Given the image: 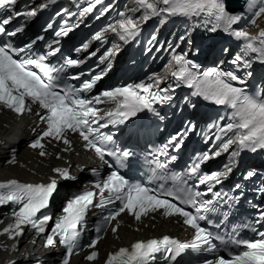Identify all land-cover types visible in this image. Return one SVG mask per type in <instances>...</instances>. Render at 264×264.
Returning <instances> with one entry per match:
<instances>
[{
	"label": "snow or ice",
	"instance_id": "1",
	"mask_svg": "<svg viewBox=\"0 0 264 264\" xmlns=\"http://www.w3.org/2000/svg\"><path fill=\"white\" fill-rule=\"evenodd\" d=\"M15 3L16 0H0V10H8ZM87 3L88 6L83 8L80 15L92 12L102 0H87ZM248 3L257 7L255 0H248ZM134 5L135 7L127 11H120L119 18L109 23L102 31L96 32L93 38L101 40L106 31H111L116 33L120 40L127 41L138 35L140 23L152 16H159L162 20L173 16L200 17L206 25H211L209 31L223 29L243 41L241 54L232 60L234 65L251 67L249 60L245 58H251L253 54L258 62L264 63V29L256 35L243 29H234L233 26L238 24L241 16L230 14L226 9L225 0H134ZM108 10L104 8L101 15ZM138 11L142 12V15L136 18L135 13ZM29 14L35 15L34 12ZM262 15L264 5L258 6V10L254 12L255 18ZM10 21V16L0 17V34L14 36L21 31L20 28L7 31L5 26ZM251 23L255 24L256 19H252ZM51 27L49 24L48 28ZM70 31L71 27L64 28L56 31L55 36H66ZM40 39L43 37L36 38ZM36 40L23 47L0 45V107L17 115L32 113L33 106L36 107L39 131L34 129L36 136L29 147L39 150L38 155L41 157L51 154L45 150L44 141H56L70 146L68 134L75 133L84 142L85 149L94 152L102 164L112 168L106 157L113 156L117 163L123 166V161L131 152L125 150L118 154V150L109 148L107 145L112 143L113 137L104 135L100 129L109 125L124 124L129 118L145 110L153 112L154 104L170 101L172 99L170 93L180 86L194 89L193 95L203 97L214 105L228 108L231 112L227 116V123L209 126L216 130L212 142L222 143L215 150L209 148L197 154L187 167L188 176L195 178L199 185H205V191L185 190L186 195L177 197L166 190L155 191L142 184L130 183L118 171L113 170L106 178L93 183L90 189L68 199L62 207L61 214L55 218L49 229L53 217L44 210L49 208L51 200L57 193L58 181L76 179L68 168L56 167L52 169L54 176L50 177L47 183H22L15 179L0 182V207L13 205L10 210L13 222L0 229V236L17 240L24 234L25 227H30L36 236L43 237V247L49 248L58 243L65 249L60 264H70V258L85 247L90 251L84 258L91 264L98 259L96 246L103 239V233L109 226L114 235L117 233L119 223L113 224V221H117L121 214H127L135 221L141 222L142 218L148 217L149 214L159 213L164 218H178L184 226L192 230L191 239L182 242L164 235L146 241L137 240L130 247H121L109 253L105 264H154L158 254L163 258L164 264H175L177 258L188 249L215 253L217 247L213 243V234L201 222L208 220L207 214L216 211L218 202L224 201L225 198L232 200L238 197L214 191V186L222 183V179L232 171L231 162L225 165L224 170L217 169L211 172L203 171L202 166L219 157L222 152H228L234 144L238 145L239 150L252 152L264 150V92L250 94L245 88L234 86L233 82L242 85L245 81L233 71L209 67L201 72L199 66L186 54H172L163 66L162 72L148 76L147 82L113 86L88 96L97 81L103 79V73L92 75L93 70L89 69L87 73L80 72L67 77L70 80H80L84 75L90 77L82 80L78 86L57 83L59 74L63 73L66 67H79L85 60L69 57L60 66L52 65L48 62L49 57L55 56L59 49L49 44L46 52L29 55ZM155 40L156 37L153 35L148 43L151 45ZM87 48L88 45L83 44L75 51L79 53L86 51ZM151 50L149 48V51ZM161 50L156 48V51ZM172 51L174 53V50ZM94 55V52L89 53L87 58L90 59ZM248 75L251 76V73ZM165 80L168 81V87L162 88ZM103 104L111 107L107 109L97 107ZM194 131L195 125L187 122L180 131L168 138L159 154L179 152L188 134ZM66 150L68 147L62 149ZM239 150L232 152L231 158L238 156ZM57 159L60 157L57 156ZM176 159L175 155L169 156L170 161ZM8 162L15 163V157ZM158 165L163 169L166 163L158 162ZM92 171L96 173L95 169ZM253 175L254 173L249 171L244 178L248 179ZM240 187L239 184L235 185L237 190ZM261 192H264V189H261ZM92 208L107 211L92 227L94 235L82 246L80 237L82 232L87 230L86 217ZM0 223L3 221L0 220ZM255 224H264V210L260 211ZM248 227L257 238L230 241L239 249L238 251L229 249V242L220 238L225 244L227 257L213 256L206 259L204 264H264V230H258L251 224Z\"/></svg>",
	"mask_w": 264,
	"mask_h": 264
},
{
	"label": "bare ground",
	"instance_id": "2",
	"mask_svg": "<svg viewBox=\"0 0 264 264\" xmlns=\"http://www.w3.org/2000/svg\"><path fill=\"white\" fill-rule=\"evenodd\" d=\"M134 0H130L129 5H132ZM255 5L257 7L249 6L243 11H237L234 15L241 16V20L237 25H234V29H243L248 31L252 35H256L264 26V15L259 18L254 17V12L258 10V6L264 5V0H258ZM252 19H256V23L252 24ZM228 38H235L229 32H227ZM236 39V38H235ZM264 65V63H263ZM34 120L30 122V117H16L6 110L0 109V154L3 150V145L17 136H26L28 133V125L34 124ZM23 141L19 139L15 143L17 152V158L21 161L20 164L14 165H0V173L5 174L7 177H17L21 180H29L36 178L42 173H48L50 167L43 166L37 159L34 158V153L22 146ZM72 150L65 151L62 154L63 158L58 161L61 166L69 165L72 173L75 177L81 174V171H77L80 167L94 160L93 156L86 151L76 147L74 143ZM2 159L0 158V161ZM45 162V160H44ZM50 164L57 161L48 160ZM58 185L66 187L62 196L67 195L70 191V187L74 185L73 181L58 182ZM1 220V214H0ZM119 227L117 233L114 235L108 231L101 239L96 249L98 251V259L91 264H101V260L108 248H113L125 245L129 241L137 238H148L151 236H157L169 232H182L185 230L178 221V218H163L159 213L149 214L148 217L142 218L141 222H132L124 214L118 217ZM0 229L1 223H0ZM28 238L26 234H23L18 240H10L7 236H0V264H31L36 255L24 256L26 252L30 250L27 247ZM15 245V248H13ZM49 257L42 258V264H55L52 260V253L49 252ZM81 255L71 259L70 264H90V262H84L80 260ZM15 258V262L12 259Z\"/></svg>",
	"mask_w": 264,
	"mask_h": 264
},
{
	"label": "water",
	"instance_id": "3",
	"mask_svg": "<svg viewBox=\"0 0 264 264\" xmlns=\"http://www.w3.org/2000/svg\"><path fill=\"white\" fill-rule=\"evenodd\" d=\"M235 1H239V0H227V5L231 6V4L235 3Z\"/></svg>",
	"mask_w": 264,
	"mask_h": 264
},
{
	"label": "rangeland",
	"instance_id": "4",
	"mask_svg": "<svg viewBox=\"0 0 264 264\" xmlns=\"http://www.w3.org/2000/svg\"><path fill=\"white\" fill-rule=\"evenodd\" d=\"M82 175V172H81V174H79V176H81Z\"/></svg>",
	"mask_w": 264,
	"mask_h": 264
}]
</instances>
